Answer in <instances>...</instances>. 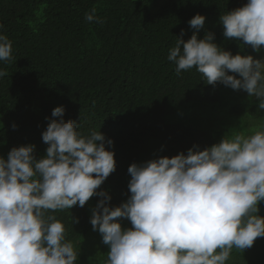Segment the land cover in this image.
<instances>
[{
	"label": "clouds",
	"instance_id": "clouds-1",
	"mask_svg": "<svg viewBox=\"0 0 264 264\" xmlns=\"http://www.w3.org/2000/svg\"><path fill=\"white\" fill-rule=\"evenodd\" d=\"M85 19L103 23L95 8ZM220 22L225 37L242 38L255 51L264 45V0H247ZM188 23L198 31L205 17L197 14ZM213 40L211 33L177 38L167 59L177 74L195 67L208 84L242 89L264 110V59L233 56ZM12 51V41L0 34V61H10ZM64 113L55 107L52 116L61 119L42 133L49 145L44 158L35 159L34 145L0 157V264H75L78 252L66 241L64 224L45 213L84 207L93 195L102 197L90 223L109 245L106 264H226L233 248L243 251L264 237V217L257 215L264 200V130L224 137L202 151L194 144L187 155L132 163L131 196L111 208L110 195L96 190L115 171L114 151L106 149L103 133L85 135L76 121L65 122ZM121 217L132 227L122 230Z\"/></svg>",
	"mask_w": 264,
	"mask_h": 264
},
{
	"label": "trees",
	"instance_id": "trees-1",
	"mask_svg": "<svg viewBox=\"0 0 264 264\" xmlns=\"http://www.w3.org/2000/svg\"><path fill=\"white\" fill-rule=\"evenodd\" d=\"M148 1L0 0V34L13 45V58L0 61L6 72L0 77V157L7 159L14 147L34 145L35 159L44 158L49 145L42 133L52 120L61 119L52 111L63 106L65 122L76 121L85 135L103 133L106 149L114 151L115 171L96 191L107 192L108 206L115 208L131 196L132 163L187 155L194 144L202 151L220 142L200 127L171 123L168 117L198 107L215 110L228 86L208 84L195 67L177 74L167 56L177 38L187 41L196 34L203 39L209 33L220 50L254 56L242 38L225 37L220 22L247 0H171L154 14ZM93 8L103 23L85 19ZM197 14L205 17L198 31L188 23ZM90 199L96 207L102 197ZM47 215L64 224L65 239L78 252L75 264H106L109 246L93 230L85 205ZM74 218L79 222L73 223ZM116 220L122 230L132 227L127 218ZM226 264H264V237L243 251L233 248Z\"/></svg>",
	"mask_w": 264,
	"mask_h": 264
},
{
	"label": "rangeland",
	"instance_id": "rangeland-1",
	"mask_svg": "<svg viewBox=\"0 0 264 264\" xmlns=\"http://www.w3.org/2000/svg\"><path fill=\"white\" fill-rule=\"evenodd\" d=\"M169 1L171 0H149L150 13H156L163 4ZM252 57L254 59H264V45H261L260 50L256 51ZM235 106H242V112L236 113L233 110ZM258 106L259 100L256 97H249L248 93L242 89L234 90L231 87H227L222 91V101L215 105L217 107L215 110L212 109L213 106L198 107V110L187 109L171 113L168 121L200 127L221 141L224 137L231 138L237 134L249 136L258 130H264V110H258ZM252 110L254 111L252 116H250L249 112ZM243 112L248 113L244 115ZM247 115L249 117H246ZM85 207L87 208L88 216L91 218L95 207L90 198L86 202ZM258 208L259 212L264 216V200L260 201ZM100 239L98 238L99 241ZM89 255H93V253ZM94 257H98V254H95Z\"/></svg>",
	"mask_w": 264,
	"mask_h": 264
}]
</instances>
